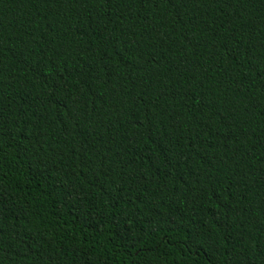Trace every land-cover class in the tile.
I'll return each instance as SVG.
<instances>
[{"label": "trees", "instance_id": "trees-1", "mask_svg": "<svg viewBox=\"0 0 264 264\" xmlns=\"http://www.w3.org/2000/svg\"><path fill=\"white\" fill-rule=\"evenodd\" d=\"M0 264H264V0H0Z\"/></svg>", "mask_w": 264, "mask_h": 264}]
</instances>
